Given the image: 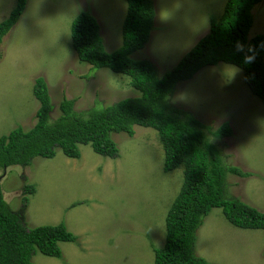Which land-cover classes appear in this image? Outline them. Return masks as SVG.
<instances>
[{"label":"rangeland","instance_id":"rangeland-1","mask_svg":"<svg viewBox=\"0 0 264 264\" xmlns=\"http://www.w3.org/2000/svg\"><path fill=\"white\" fill-rule=\"evenodd\" d=\"M226 1L153 0L149 40L130 57L148 60L161 76L208 33L210 19L221 15ZM15 5L16 0H0V22ZM125 11L124 0H26L0 44V137L19 127L26 132L36 123L39 103L32 89L37 77L48 85L54 119L63 97L82 112L139 95L128 76L80 63L71 47V22L86 12L95 17L106 52L116 51ZM252 13L248 38L264 34V0ZM167 102L204 126L225 165L250 174H227V196L264 212V105L245 85L242 71L224 63L204 67L178 83ZM224 122L232 134L217 139L214 133ZM133 131L132 137L111 134L117 158L80 145L78 159L56 149L52 159L36 157L28 167L0 170L3 197L14 212L21 208L23 184L35 188L24 213L28 229L63 223L77 237L75 243H59L61 258L36 252L34 264L154 263L151 247L164 244L165 216L181 186L183 167L164 172L156 131L142 126ZM194 251L209 263L214 257L213 264H264V233L235 228L221 209L213 208L197 230Z\"/></svg>","mask_w":264,"mask_h":264},{"label":"trees","instance_id":"trees-1","mask_svg":"<svg viewBox=\"0 0 264 264\" xmlns=\"http://www.w3.org/2000/svg\"><path fill=\"white\" fill-rule=\"evenodd\" d=\"M125 2L122 43L116 51L106 52L99 25L86 12L71 22V47L80 63L128 76L129 85L139 95L82 112L74 110L73 99L63 97L58 106L61 114L54 119L48 85L37 77L32 89L39 103L36 123L26 132L19 127L0 137V170L28 167L36 157L52 159L56 149L65 157L78 159L80 145H89L103 157L117 158L119 151L112 133L132 137L134 126L152 128L164 152L163 171L183 167L181 186L165 216L164 244L161 248L151 247L153 264H211L196 257L194 251L197 230L211 209H221L224 219L235 228L259 229L263 233L264 212L227 196V174H250L225 165L217 145L208 141L203 132L204 126L167 101L173 98L178 83L190 80L204 67L224 63L242 71L245 85L264 105V34L248 38L252 10L261 0H227L221 15L210 19L208 33L161 76L148 60L130 57L149 40L156 15L153 0ZM25 4L26 0H16L9 16L0 22V44L17 23ZM231 134V127L224 122L214 136L221 139ZM34 192L32 184L24 183L21 208L14 212L4 200L0 183V264H34L32 257L36 252L59 259V243L77 241L63 223L27 228V197Z\"/></svg>","mask_w":264,"mask_h":264},{"label":"crops","instance_id":"crops-1","mask_svg":"<svg viewBox=\"0 0 264 264\" xmlns=\"http://www.w3.org/2000/svg\"><path fill=\"white\" fill-rule=\"evenodd\" d=\"M124 1H125V0H124ZM221 224H223V225H224V229H230V227H228V226H227V223H226V222H223V220L221 221ZM213 259H214V257H212V260H211V259H209L211 264H213V263H214V262H213ZM206 261H207V260H206Z\"/></svg>","mask_w":264,"mask_h":264},{"label":"clouds","instance_id":"clouds-1","mask_svg":"<svg viewBox=\"0 0 264 264\" xmlns=\"http://www.w3.org/2000/svg\"><path fill=\"white\" fill-rule=\"evenodd\" d=\"M93 16V15H92ZM94 17V16H93ZM95 18V17H94Z\"/></svg>","mask_w":264,"mask_h":264}]
</instances>
